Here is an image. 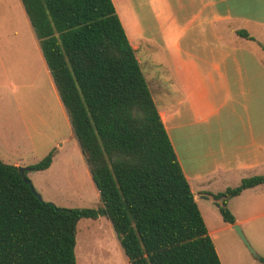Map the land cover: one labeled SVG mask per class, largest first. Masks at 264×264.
I'll list each match as a JSON object with an SVG mask.
<instances>
[{
  "label": "trees",
  "instance_id": "1",
  "mask_svg": "<svg viewBox=\"0 0 264 264\" xmlns=\"http://www.w3.org/2000/svg\"><path fill=\"white\" fill-rule=\"evenodd\" d=\"M20 1L100 205L37 199L0 160V264H76L78 222L102 216L129 264H221L112 0ZM52 158L28 169L44 171ZM262 184L264 175L244 179L216 198Z\"/></svg>",
  "mask_w": 264,
  "mask_h": 264
},
{
  "label": "crops",
  "instance_id": "2",
  "mask_svg": "<svg viewBox=\"0 0 264 264\" xmlns=\"http://www.w3.org/2000/svg\"><path fill=\"white\" fill-rule=\"evenodd\" d=\"M15 2L19 33L12 40L31 47L42 62L55 115L69 122L21 1ZM112 2L134 52L145 51L143 63L136 59L196 204L221 191L220 184L263 176L264 0H148L156 31L130 1ZM5 33L0 30V64L10 41ZM33 132L41 142L43 132L33 129L28 143ZM224 224L232 229L242 221ZM207 232L213 242L216 230Z\"/></svg>",
  "mask_w": 264,
  "mask_h": 264
},
{
  "label": "rangeland",
  "instance_id": "3",
  "mask_svg": "<svg viewBox=\"0 0 264 264\" xmlns=\"http://www.w3.org/2000/svg\"><path fill=\"white\" fill-rule=\"evenodd\" d=\"M15 1L0 0V30L10 39L2 48L0 64V159L17 168H28L54 150V163L47 170L26 172L33 189L43 201L58 208H99L97 190L70 124L55 115L50 82L42 62L38 65L31 47L25 48L21 41L12 40V35L19 33V23L13 13ZM127 1L142 21L150 25V30L156 31L148 0ZM4 53H7V59H4ZM135 54L143 63V48ZM46 126L53 128L47 131ZM33 129L43 132L41 142L34 132L31 134L34 149L28 143L27 134V130L32 132ZM241 181L219 183L221 191L198 198L196 205L206 229L216 230L213 245L221 264H264L257 260L258 256L264 258V186L241 196L216 198L217 194L239 186ZM224 201L233 218L242 221L239 228L251 251L237 233L224 224L219 212ZM74 254L76 264H129L109 220L103 216L78 222Z\"/></svg>",
  "mask_w": 264,
  "mask_h": 264
},
{
  "label": "water",
  "instance_id": "4",
  "mask_svg": "<svg viewBox=\"0 0 264 264\" xmlns=\"http://www.w3.org/2000/svg\"><path fill=\"white\" fill-rule=\"evenodd\" d=\"M18 171H19V173L21 175V178H22L24 184H26L29 187L31 193L34 194L37 199L41 200V196L33 189L31 182L26 178L25 174H26V172L30 171V169H28V168H18ZM205 196H207V195H205ZM193 197H194V195H193ZM207 197H209V196H207ZM232 229L237 233V235L240 237V239L243 241V243L251 251L246 239L242 235V232H241L240 228L237 225H233Z\"/></svg>",
  "mask_w": 264,
  "mask_h": 264
}]
</instances>
